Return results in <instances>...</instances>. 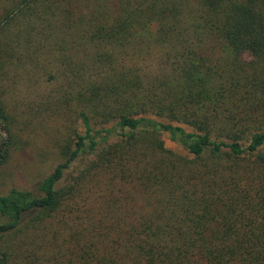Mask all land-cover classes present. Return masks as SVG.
Returning <instances> with one entry per match:
<instances>
[{"label": "trees", "instance_id": "16d2710c", "mask_svg": "<svg viewBox=\"0 0 264 264\" xmlns=\"http://www.w3.org/2000/svg\"><path fill=\"white\" fill-rule=\"evenodd\" d=\"M9 76L60 80L83 131L0 192V264H264V0H0L6 132Z\"/></svg>", "mask_w": 264, "mask_h": 264}, {"label": "rangeland", "instance_id": "374dc122", "mask_svg": "<svg viewBox=\"0 0 264 264\" xmlns=\"http://www.w3.org/2000/svg\"><path fill=\"white\" fill-rule=\"evenodd\" d=\"M33 38L37 41L40 39L36 35ZM150 44L148 49L145 45L132 59H135L139 70L157 74L164 71L165 67L161 62L159 45L156 42ZM28 48L32 52L31 49L36 47L32 43V47ZM44 50L45 46L33 53V61L39 65L25 66L20 63L13 66L12 70H18L21 75L24 70H41V62L52 61ZM51 67L47 69L56 70ZM21 79L12 81V76H9L2 85L9 115V131L6 132L0 124V143L7 140L10 151L7 160L0 165V192H7L11 187L28 188L35 185L61 160L62 146L67 143L73 146L76 132L83 131L73 109L58 105L56 101L60 96L56 91L57 86L62 85L60 80L43 77L45 82L41 83L42 79L39 78L30 82ZM165 142L168 147L184 153L171 140L166 138ZM80 164L81 159L73 162L68 172Z\"/></svg>", "mask_w": 264, "mask_h": 264}]
</instances>
